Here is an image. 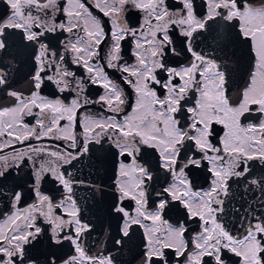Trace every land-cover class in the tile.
Instances as JSON below:
<instances>
[{
    "label": "snow or ice",
    "instance_id": "1",
    "mask_svg": "<svg viewBox=\"0 0 264 264\" xmlns=\"http://www.w3.org/2000/svg\"><path fill=\"white\" fill-rule=\"evenodd\" d=\"M0 264H264V0H0Z\"/></svg>",
    "mask_w": 264,
    "mask_h": 264
}]
</instances>
